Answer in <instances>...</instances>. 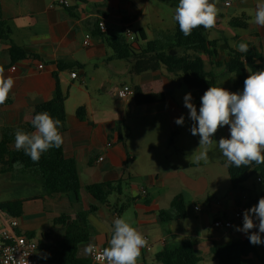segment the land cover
Returning a JSON list of instances; mask_svg holds the SVG:
<instances>
[{"label": "crops", "instance_id": "1", "mask_svg": "<svg viewBox=\"0 0 264 264\" xmlns=\"http://www.w3.org/2000/svg\"><path fill=\"white\" fill-rule=\"evenodd\" d=\"M55 1L0 0V23L10 32L9 41L0 39V67L4 69L5 78L12 77L15 81L9 102L0 105V129L21 127L26 131L24 126L32 118L33 107L53 98L57 81L60 90L66 94V119L59 129L64 141L62 152L74 159L81 190L76 196H47L40 184L33 183L15 166L13 174L5 173L9 180H0V196L10 195L17 187L28 189L26 196L21 198L28 199L25 203L32 206L23 207V216L18 218V232H32L36 241L43 231L63 232L61 224L53 223L57 218L85 221L92 232L87 243L78 248L77 256L89 259L93 264L86 247L89 244L108 247L112 221L117 217H131L129 222L147 238L150 246L148 250H141L138 264H156V253L165 246L184 240L192 242L200 260L198 264H217L211 253L212 247L249 239L251 232L259 231L258 226L248 233L237 231V228H242L238 225L229 230L214 228L212 222L215 218H232L238 204V192L230 191L227 202L219 201L212 195L218 190L213 182L215 175L210 170L204 174L198 172L201 162L191 161L185 167L179 165V157L189 147L185 142L178 144L180 134L173 130L172 117L168 123L170 137L167 132L162 135L156 130L155 115L163 113L170 116V112L180 110L171 93L175 83L179 85V74L160 66L154 72L130 75L128 63L118 59L105 42V37L120 36L124 17L131 20L130 31L135 34L141 30L146 40L171 35L174 12H168L169 22L166 24L162 5L175 8L157 0H68V6ZM226 1L229 5L224 17L218 14L215 27L204 29L206 38L216 41V55L202 53L203 61L207 57L218 62L222 57L223 64L228 50H236L234 45L240 42L250 44L264 59V27L254 23L256 3L254 0H225L223 5ZM247 8L252 9V13H246ZM237 11L239 14L235 15ZM240 15L246 18L245 26L231 27L229 21ZM223 20L227 28L222 25ZM98 21L104 22V32L98 30ZM233 29H241L243 34L238 35ZM10 42L18 48L15 55L21 54L13 62L8 50ZM70 71H75L78 78L71 79ZM205 72L214 75L211 71ZM230 80L233 89V75ZM124 85L131 89L138 86L143 94L163 93L164 99L136 106L133 96L126 100L114 96L115 89ZM233 90L241 92V88ZM113 99L117 103L114 104ZM78 107L85 110L83 120L75 114ZM127 109L132 114L138 109L144 112L136 114L135 118L142 124L138 128L131 126L128 129L130 135L126 138L118 122L126 127L124 116ZM225 128L226 137L230 138L229 126ZM132 133L135 134L133 140L130 139ZM170 138L171 150L165 148L162 151L160 143L169 144ZM12 139L15 140L14 135ZM99 157L102 159L98 160ZM164 161L168 162L167 165L163 164ZM216 162L225 167V159H216ZM138 177L143 179V183L136 181ZM198 179L204 181V187L195 186ZM117 181H122L121 194L112 193L105 204L93 202L83 190L87 185ZM244 185L252 189L247 181ZM141 188L146 190L145 195L140 194ZM179 193L185 197L186 217L162 223L159 211L167 209L172 198ZM10 199L16 198L0 200ZM90 204L96 210L85 214ZM258 245L264 246L263 243ZM252 256L257 258L255 254L247 258Z\"/></svg>", "mask_w": 264, "mask_h": 264}, {"label": "trees", "instance_id": "2", "mask_svg": "<svg viewBox=\"0 0 264 264\" xmlns=\"http://www.w3.org/2000/svg\"><path fill=\"white\" fill-rule=\"evenodd\" d=\"M176 8L179 0H157ZM245 16L240 15L229 21L231 27H244ZM130 19L122 18V30L119 37H105V42L111 47L118 59L128 63L129 74L139 75L144 72H154L160 66L171 73H178L181 81L188 88L191 96H194L197 103H201V97L211 86H217V80L214 75H208L205 72L202 53L209 56L216 55V41L208 40L204 33V28L194 29L189 36H184L179 30L178 22H174V30L171 35H163L161 39L146 40L143 32L137 30L134 39L130 42L125 34L126 29L130 30ZM9 29L0 23V39L9 41ZM140 43V44H139ZM133 44L138 47L135 48ZM247 53H241L237 50L229 49L227 59L223 62L227 73L234 76L233 89L244 88V80L247 77V69L258 71L264 69V59L248 44ZM18 48L10 42L9 53L12 62L19 55H15ZM166 49H180L181 55L175 56L165 53ZM133 101L136 106L163 101L164 94H143L138 86L133 88ZM66 94L63 93L56 81V88L53 98L47 102L38 104L32 109V118L24 126L26 132L35 131L31 121L38 113L47 111L50 115L61 121L62 127L65 123L66 112L65 103ZM78 119L85 118V110L78 107L75 111ZM16 128L0 129V173H14L15 166L19 167L20 172L27 174L33 183L40 184L47 196L67 195L76 196L81 190L76 166L73 158L64 156L62 147L52 148L42 153L38 162H33L31 158L25 155L23 150L17 151L14 144V135ZM173 134V132H172ZM226 172L231 192L246 193L248 205L254 206L261 197H264L262 191L258 197L252 196V191L245 187L248 178L255 176L264 179V164L256 165L253 163L249 167L236 168L227 166ZM121 182H103L87 185L83 188L89 198L96 203L105 204L109 195L121 194ZM28 199L16 198L10 200H0V211L14 218L23 216V204ZM240 204L239 201H237ZM96 207L93 204L88 206L85 214L95 212ZM186 217V201L183 194L175 195L167 209L159 211V219L162 223H168L173 220H180ZM54 224L59 223L63 226L62 233L52 231H43L36 239L38 259L47 264H91L89 259L79 258L77 256L78 248L87 243L88 237L92 232L87 223L80 219H66L60 217L54 220ZM24 236L34 239V233L25 232ZM211 253L217 264H242L243 259L251 254L257 256L259 264H264V246L254 245L249 239L233 241L223 247H212ZM156 264H198L200 261L194 252L193 244L190 240H184L174 245L165 246L161 251L154 255Z\"/></svg>", "mask_w": 264, "mask_h": 264}, {"label": "clouds", "instance_id": "3", "mask_svg": "<svg viewBox=\"0 0 264 264\" xmlns=\"http://www.w3.org/2000/svg\"><path fill=\"white\" fill-rule=\"evenodd\" d=\"M215 0H179L174 10V20L178 22L179 30L184 36L191 35L198 27L206 30L216 25L219 14ZM254 23L264 27V0L255 5ZM236 50L247 53L249 46L240 42L234 45ZM244 80L242 93L230 92L223 87H209L201 97V106L197 113L192 103L191 93L184 96V106L189 110V118L195 123L190 131L199 135V147L192 154L195 163L208 161V153L213 144L212 139L219 128L229 126L230 138L221 137L218 149L222 153L227 166L249 167L253 163L264 164V69L251 71ZM4 69L0 67V105L7 102L9 93L14 86L12 77L5 78ZM35 131L29 133L17 128L14 146L17 151L23 150L33 162H38L42 153L52 148L59 149L63 144L62 127L59 119L53 118L44 111L34 116L31 121ZM183 125L184 117L175 121ZM253 217L259 221L258 232H251L250 243H264L260 233H264V197L258 203L243 213V226L237 231L248 233L257 227ZM131 217H117L112 221L109 246L103 249L107 264H138L141 250L148 241L144 235L129 222ZM86 252L93 254L95 245L89 244Z\"/></svg>", "mask_w": 264, "mask_h": 264}, {"label": "rangeland", "instance_id": "4", "mask_svg": "<svg viewBox=\"0 0 264 264\" xmlns=\"http://www.w3.org/2000/svg\"><path fill=\"white\" fill-rule=\"evenodd\" d=\"M223 1H225V0H215V3L220 10L219 14L223 15V17H224L227 10H226V6L223 5ZM232 1H235V0H232ZM254 2L258 3V2H260V0H254ZM162 6H163L162 10H163L165 22H166V24H168V22H169L168 12H171V14H172V12H174V9L167 7L165 5H162ZM245 11L248 14L252 13V9H249V8L245 9ZM236 14H239V12L237 11L235 13V15ZM222 25L227 28V24L225 23L224 20L222 22ZM233 30L238 35L243 34V30H241V29H233ZM165 53L175 55V56H180L182 54L180 49H166ZM204 61H205V70L207 72H209V71L213 72L216 79L218 80L217 81L218 87H223L225 89L227 88L230 90V92H236L231 87V80H230L231 74L227 73V71L225 70L224 65L222 64V61H223L222 57H220V60L218 62H213L210 59H208L207 57L204 58ZM248 75H249V72L247 71V76ZM237 92H239V91H237ZM171 93H172L173 98L179 104L180 110L175 111V112H170V116L165 115L163 113H161L159 115H155L156 130H158V132H162L161 133L162 135L167 132L169 134V137H170V131L168 130L169 117H172L174 119L175 126H174L173 130L175 131V134L176 133L180 134V137L178 139V144H181V143L184 144V142H185V143H187V146L189 147V149L186 151V153L182 157H179V165L185 167V165H187L188 163L193 161L192 160V154L199 147L200 137H199V135H192L191 131H190L192 125L195 122L189 118V110L184 106V96L186 94L190 93L188 88L179 79V85L175 83V86H173ZM113 102L115 104V102L117 103V100L113 99ZM192 103L196 106L197 113H199V108L201 106V103L200 104L197 103V100L194 96H192ZM142 112H144L143 109H138L135 111L134 114H132L129 112L128 109L126 110L125 116H124V118H125L124 124L126 127H123L122 123L118 122L119 129H120V131L124 137H126V138L129 137L130 134H129L128 129H130L131 126L134 128H138L139 124H142V121L135 118L136 114H139ZM172 113H174L175 116H173ZM181 116L184 117V123H183V125H178L175 123V121L177 118H179ZM142 128L143 127H140V130H142ZM221 137L227 138L225 126L219 128L218 131L212 137V139L217 142V145L213 144L211 150L208 153V161L206 163L204 161H200L202 166L199 167V169H197V171L204 174L205 171L210 170L211 173H213V175H215L213 182L215 184L214 185L215 188H217L218 191H216L215 194H212V195H213V197H215V199H217L219 201L227 202V197H228V194L230 192V188H229V181H228L226 169H225V167H221V164H219V162H216V159H221V158L224 159L222 156V153H220V151L218 149V141ZM130 139L131 140L135 139V134L132 133ZM155 141H158V139L155 138ZM168 143L169 144H167L166 142L160 143L159 148L162 151L165 148H170L169 150H171V146H172V145H170L171 144V138L169 139ZM167 163H166V161L163 162L164 165H167ZM0 180H9V175L8 174L0 175ZM136 181L143 183V179L140 177H138ZM247 184L252 187L251 191H252L253 197H255V195L258 197V195L262 191H264V179H262L261 182H256L255 176H252V177L248 178ZM197 185H198V187L202 188L205 186V183L202 179H198L195 186H197ZM22 186H24V185H22ZM27 190L28 189H25L24 187H17V189L14 190V192L10 193V195L0 196V199L25 197ZM128 192H130V191L128 190ZM35 193H36V191H35ZM125 194L127 195V189L125 191ZM200 202L203 205H205V203L203 202L202 199H200ZM31 206L32 205L30 203H24L23 207L24 208H30ZM209 221L211 222V219ZM205 262H207V260H205ZM243 263L244 264H259L257 258L254 256L247 258V259H244Z\"/></svg>", "mask_w": 264, "mask_h": 264}, {"label": "built area", "instance_id": "5", "mask_svg": "<svg viewBox=\"0 0 264 264\" xmlns=\"http://www.w3.org/2000/svg\"><path fill=\"white\" fill-rule=\"evenodd\" d=\"M55 3L68 6V0H56ZM224 5L228 6L229 1L224 2ZM97 27L100 32H104L106 30V26L103 21H98ZM125 34L128 41L130 42L135 37L133 32H131L129 29H126ZM38 67L41 68L42 65H39ZM69 76L71 79L78 78V75L75 71H70ZM114 96L118 99L126 100L128 97L133 96V90L129 86L124 85L115 89ZM9 100L10 96L8 97L5 104H7ZM107 145L109 146L110 144L108 143ZM101 159L102 157L98 158V160ZM256 181L260 182L261 179L257 177ZM140 194L145 195L146 190L141 188ZM237 200L240 202V204L235 206L232 213V218H215L212 222V226L214 228L229 230L234 225H238L240 227L243 226V213L246 209H250L252 206L248 205V197L246 193L238 192ZM194 209L197 210L198 208L195 207ZM253 219L258 226L259 221L256 220L255 217H253ZM18 229V218L11 217L8 214L0 211V264H47L38 259L36 241L19 233ZM261 239L264 240V233H261ZM149 247L150 246L147 245L144 248L148 250ZM103 249V247L95 246V252L90 254L93 264H107V260L103 256Z\"/></svg>", "mask_w": 264, "mask_h": 264}]
</instances>
